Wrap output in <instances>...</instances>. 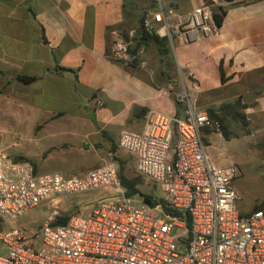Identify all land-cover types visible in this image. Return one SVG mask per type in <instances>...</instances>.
I'll use <instances>...</instances> for the list:
<instances>
[{
	"label": "crops",
	"instance_id": "0c3cea01",
	"mask_svg": "<svg viewBox=\"0 0 264 264\" xmlns=\"http://www.w3.org/2000/svg\"><path fill=\"white\" fill-rule=\"evenodd\" d=\"M209 1L224 14L214 37L171 43L151 31L156 39L138 47L141 19L151 22L159 9L155 0H0V108L25 109L37 125L38 141L47 143L41 156L11 157L30 162L38 173L48 161L71 174L87 173L111 160L124 130L141 132L149 111L182 118L185 105L178 96L191 93L194 84L201 110L221 114L222 105L238 100L245 105L248 127L225 112L229 137L219 132L223 143L236 137L259 147L264 0H166L176 13L170 24ZM114 31L128 37L134 65L114 59ZM22 76L36 79L26 83ZM215 133L205 131L208 148ZM69 150L77 158L70 160Z\"/></svg>",
	"mask_w": 264,
	"mask_h": 264
},
{
	"label": "built area",
	"instance_id": "2783aa9c",
	"mask_svg": "<svg viewBox=\"0 0 264 264\" xmlns=\"http://www.w3.org/2000/svg\"><path fill=\"white\" fill-rule=\"evenodd\" d=\"M155 1L159 9L146 27L157 36L189 44L218 34L214 4L195 8L172 27L175 10L166 0ZM113 39L114 59L133 63L124 35L114 31ZM198 91L194 84L178 96L182 118L151 110L141 132L120 135V149L133 158L137 175L163 194L155 207L127 195L115 161L82 176L40 175L30 162L0 151V223L7 227L0 229V264H264V210L239 211L238 168L209 156L205 131L214 124L197 106ZM90 193H99L96 205L65 225H54L55 206L37 232L17 226L32 209Z\"/></svg>",
	"mask_w": 264,
	"mask_h": 264
},
{
	"label": "rangeland",
	"instance_id": "374dc122",
	"mask_svg": "<svg viewBox=\"0 0 264 264\" xmlns=\"http://www.w3.org/2000/svg\"><path fill=\"white\" fill-rule=\"evenodd\" d=\"M208 4H213V2L209 1ZM131 64L134 65V62ZM213 100L217 102L219 99L214 97ZM206 102L205 98L202 99L203 104H206ZM199 103L201 104V98H199ZM36 126L34 122H29V116L26 115L25 109L0 108V151L10 156L21 154L41 156L47 143L38 141L37 136L40 133L37 132ZM230 128L235 131L232 123H230ZM210 131L216 133L212 135L211 147L207 149L208 154L212 152L221 161L228 163L222 166L234 164L238 168V176L234 188L240 196L237 202L239 211L251 213L257 209L264 210V142H260L257 148L252 147L248 141L238 140L236 137H232L227 143H223L221 140L222 136L215 127L210 129ZM64 151L65 149L61 152L64 153ZM68 152L70 160L71 158H77V156L72 154L73 151L69 150ZM110 161L117 162L119 171H123L127 178H138L140 181L139 189L143 194L161 199L163 194L158 187L137 175L134 160L129 154L118 149ZM52 172H60L66 177L82 176V174L86 173L83 171L71 174L64 171L59 162L48 161L40 169L39 174L44 175ZM99 198V193L62 198L59 203L51 202L25 213L17 222V226L24 228L30 233L37 232L47 221L55 206L58 207L59 211L58 220L65 216L86 214L89 209L96 205ZM151 214L160 216L156 212ZM0 228L6 229L7 227L0 223ZM3 250L4 246L0 244L1 254L5 253Z\"/></svg>",
	"mask_w": 264,
	"mask_h": 264
},
{
	"label": "trees",
	"instance_id": "16d2710c",
	"mask_svg": "<svg viewBox=\"0 0 264 264\" xmlns=\"http://www.w3.org/2000/svg\"><path fill=\"white\" fill-rule=\"evenodd\" d=\"M215 20H216L218 27H220L223 23V20H224L223 12H216L215 11ZM138 34H139L138 35V37H139L138 47L145 44L149 40L156 39L155 34L147 29L145 17L141 19L140 26L138 28ZM127 39H128V37L126 36V40ZM58 70L60 72L71 71L70 69H66V68H59ZM21 79L26 83H31L36 78L35 77L22 76ZM244 108H245V105L243 104L242 100H238L232 104L222 105L221 109L223 110V113H221V114H218L215 110H212V109L208 110V113H209V115L213 121V124H214V127L216 128V130L218 132L222 133L225 138H228L229 133H228V126H227L226 121H225L226 120L225 112L226 111L234 112L235 116H236V120L240 121V123H242L245 127H248L249 122H248L246 116L242 112V110ZM119 175H120V179L122 181V184L127 191L128 196H141L145 200V202H147L152 207H155L158 204L163 203V199H157V198H154L152 196L143 194L139 189L140 181L138 178H134V179L127 178L124 175L123 171H121V170H120ZM260 210H262V209H257L256 211H260ZM256 211H254V212H256ZM169 212L173 216H178V213L176 211L170 210ZM71 216L61 217L60 219H58L54 223V225H65L69 221ZM0 229L3 230V228H0Z\"/></svg>",
	"mask_w": 264,
	"mask_h": 264
}]
</instances>
